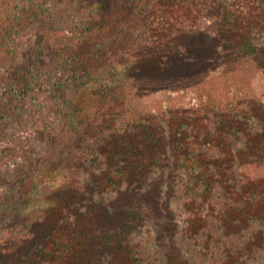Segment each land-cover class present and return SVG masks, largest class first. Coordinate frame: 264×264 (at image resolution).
<instances>
[{"label": "trees", "instance_id": "trees-1", "mask_svg": "<svg viewBox=\"0 0 264 264\" xmlns=\"http://www.w3.org/2000/svg\"><path fill=\"white\" fill-rule=\"evenodd\" d=\"M108 3L0 0L2 44L23 51L0 67V119L32 129L0 194V264H264V104L232 74L264 64V0ZM202 33L222 73L167 92L168 61ZM121 52L161 84L119 102L99 65ZM46 166L52 202L21 213L23 170Z\"/></svg>", "mask_w": 264, "mask_h": 264}, {"label": "rangeland", "instance_id": "rangeland-1", "mask_svg": "<svg viewBox=\"0 0 264 264\" xmlns=\"http://www.w3.org/2000/svg\"><path fill=\"white\" fill-rule=\"evenodd\" d=\"M118 1L119 0H106V3L110 2L108 3L109 5H107V11H114L113 14H117V17H121L123 8L120 3H117ZM110 19H112L111 23L119 24V19L121 18ZM109 22L107 27H103V30L108 27L110 29L112 28V26L109 25ZM79 35L81 34H77V37H79ZM84 35L86 37L85 39L89 41L87 46H89L90 49L94 48V41H96L97 36L91 37L88 33H85ZM1 39H3L2 36L0 37V45L2 44ZM194 40L192 44L186 46L181 54H178L177 57H173V59L168 61L170 73H168V75H162L163 78L160 80L164 84L163 86H165L164 88L167 92H171L172 90L178 88H191L202 78L204 79L206 74H210L211 72L216 74L222 73L221 68L223 67L224 53L218 36L211 33H202ZM65 42L67 43L69 41ZM65 42H63V45L66 46ZM3 45L4 44L0 46V67L2 68L3 65L6 67L4 61L9 58L11 59V62H13L11 63V67L13 68L15 65L19 64L17 61V55L21 54L20 51H22V49L17 46H14V48L11 49V47ZM66 48L68 49L69 46ZM35 52L36 51L33 53L35 54ZM40 52L44 53L45 51ZM117 52L120 51H116L115 53ZM104 62L105 63H101V65H99L103 68L99 78L104 79L105 82L107 81L112 84H118L117 94L120 98L119 102H121L123 98L124 100L133 98L136 95V91L140 92L141 89L146 87L150 88L151 85L159 86L161 84L157 79L155 83L153 82L151 84L149 75H147L149 78L146 77V75L143 76L149 72L145 70H149L154 66L151 61H145L144 64L141 61L138 67L140 72H138L136 68L137 60L134 55H126L121 52L117 55L115 60L108 59ZM24 68L25 67L21 65L20 70L23 71ZM232 74H235V78L238 79L241 84L246 83L247 87L251 89V92H254L255 97L260 99V103L264 104V64L261 67H257L252 72H233ZM163 89H157L156 93L153 92L150 94L152 96L162 95L165 92H163ZM79 96H81V94H79ZM99 105L103 112L115 108L110 105V101L107 99L100 102ZM16 115H18L15 116L17 119H0V194L5 193L6 190L9 191L10 186L8 183L12 181V178L10 177V174L12 173L11 171L16 166L18 156L21 152L24 154V151L26 150L25 145L28 143L29 136L32 133V129L29 125H25V120L20 116V113L16 112ZM67 137V141H70L72 144L77 137V133H70ZM57 141H59L58 136L56 142ZM12 154H17L18 156L15 158ZM51 169L52 166H46L45 169H42L44 170L42 172L39 170L35 171L37 177L32 173L26 174L24 171L25 169L23 170L21 176L29 178L26 179L27 184L25 185V191L30 190V192L26 195L27 205L22 208L20 211L21 213L35 212L43 205H47L52 202V197L48 196L46 191L55 190L61 179H52L51 176H54L55 174L52 173Z\"/></svg>", "mask_w": 264, "mask_h": 264}]
</instances>
